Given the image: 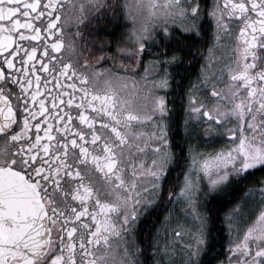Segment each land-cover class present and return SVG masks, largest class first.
<instances>
[{
  "label": "snow or ice",
  "instance_id": "obj_1",
  "mask_svg": "<svg viewBox=\"0 0 264 264\" xmlns=\"http://www.w3.org/2000/svg\"><path fill=\"white\" fill-rule=\"evenodd\" d=\"M125 7L121 0L79 5L87 14L72 38L87 50L84 67L89 57L102 64L139 56L143 63V55H155L151 87L159 93L169 88L184 35L198 40L211 32L216 43L231 45L219 75L209 72L191 85L182 142L170 140L180 124L164 96L141 111L89 87L91 78L63 55L67 14L60 0H0V264H143L138 221L165 200L192 217L179 264H211L219 256L217 264H264V179L249 189L258 193L251 226L207 261L212 245L199 212L202 192L264 173V0H164L151 29H133L138 48L129 52L120 47L128 42L123 34L110 39L123 27ZM140 128L151 130L145 136ZM228 139L208 154L199 147ZM175 168L186 169L179 183L170 179ZM113 234L126 238L115 252ZM175 251L154 247L156 264H178Z\"/></svg>",
  "mask_w": 264,
  "mask_h": 264
},
{
  "label": "flooded vegetation",
  "instance_id": "obj_2",
  "mask_svg": "<svg viewBox=\"0 0 264 264\" xmlns=\"http://www.w3.org/2000/svg\"><path fill=\"white\" fill-rule=\"evenodd\" d=\"M145 3L147 2H157L159 5L164 3V0H142ZM61 3L66 5V8L64 9L65 13L67 14V21L64 23V33H65V51L63 52V55L65 57H71L73 64L78 68L80 73L86 74L91 78V84L89 87H95L98 91L101 92V94L107 93L110 96H114L115 99L118 101L127 104L128 107L132 108L133 110H140V105L137 103L134 99V97H130L128 95H125L122 88L116 84V81L114 78H108L103 74L104 68L106 67H116L117 69H120L121 72H127L128 73H136L140 75H147L148 70L150 69L151 65H153V61H156L158 59L155 55H143L142 60L143 63H140L141 57L134 56L132 59H127L123 57L117 58L115 61L109 59L103 62L102 64H97L95 62V57H89V66L84 67L83 66V60L85 57H87L88 53L87 50L81 52L80 46L83 43L79 37H76V39L73 41L72 33L77 31V21L82 15H86L87 13H81L78 8L79 5L85 0H60ZM131 0H121L122 4H125L126 7L129 5ZM73 6H76L74 9ZM125 7V8H126ZM124 8V9H125ZM123 25V27L116 30V36L110 37L113 41L119 39L121 37V34L124 35V38L128 41L126 44H122L120 47L123 51L129 52L134 51L138 48V45L135 43V32L133 29H139V27L136 26V23H133V20L129 17H127L125 14L121 16V19L119 21ZM143 26L148 27L151 29L152 25L150 21H147L144 23ZM79 31L84 33L85 38L87 39L88 33L84 29H79ZM209 35H212L210 32ZM177 36L179 38L180 33H177ZM193 42V41H192ZM195 43L187 49H184V51H180L177 49V55L179 57L178 60V66L174 68H169L168 71L170 73V84L169 88L165 91H161L156 94V96H164L166 102L169 106V97L171 96L172 92L175 91L178 93V91H181V87L183 85L188 84L189 88L187 93L185 94L184 100H185V108L188 105V96L190 95L189 89L191 85H199V81L197 79L198 76L206 77L209 72H219L222 62L227 58L225 55V48H230L231 45L225 41L223 44L220 43H214L211 45L212 48L207 44L206 46L198 47L197 41H194ZM35 45H39V42H34ZM74 44V50L68 48L69 45ZM215 45V46H214ZM150 48V51L152 53H156L158 49L151 47V45L148 46ZM217 47L216 52H218V57L216 58L219 60L218 64L216 65L214 70L209 69L207 65H204V57L207 53V50H212L213 48ZM77 59H79V63L77 64ZM185 59H188L185 62ZM157 68L154 67V74L151 78L148 77V81H150L151 85L155 79ZM205 72L207 74H205ZM119 75V73H117ZM125 76V75H124ZM138 131L143 132L145 136H147V132L150 131V129L140 128ZM187 145V143H186ZM188 148V145H187ZM264 177V176H263ZM125 179L131 180V171L127 173L125 176ZM140 178L137 177L136 180L140 182ZM264 179V178H263ZM165 183V182H164ZM145 186V185H144ZM147 187V186H145ZM255 186H251L247 188L243 195L242 199L246 196L247 193H249L250 188H254ZM144 199L142 197V203L144 202ZM141 208V205H137V209L139 210ZM147 214V212L141 213L140 219ZM140 221V220H139ZM139 221L137 225V232L135 234V239L137 240V247L142 250V246L138 241V237L141 235V229L139 226ZM123 239L115 236V234L110 236L109 243L112 246V250L118 251L123 247ZM144 255H141L139 259L143 261ZM118 259V257H117Z\"/></svg>",
  "mask_w": 264,
  "mask_h": 264
},
{
  "label": "rangeland",
  "instance_id": "obj_3",
  "mask_svg": "<svg viewBox=\"0 0 264 264\" xmlns=\"http://www.w3.org/2000/svg\"><path fill=\"white\" fill-rule=\"evenodd\" d=\"M152 5H156L157 7L154 9ZM160 8L159 3L157 2H147L145 3L142 0H131L129 5L124 9V14L134 19L136 26L141 27L144 25L145 22L150 21L151 25L153 26V18L159 16ZM208 45L211 47L212 44L216 43L213 40V35L208 36ZM217 47L213 48L211 51L207 50V53L204 57V65L209 66L208 68L214 70L216 65L218 64L219 60L216 58L218 57V52H216ZM105 76L108 78H114L116 84H118L125 95L130 97H134L135 101L139 103L140 110L146 111L149 106L152 105V97L156 96L157 92L155 89L151 87L150 81H148V77L151 78L154 72V66L151 65L150 69L148 70L147 75L143 74H136V73H128L121 72L120 69L116 67H106L103 69ZM119 73V75L117 74ZM213 74L219 75V72H212ZM205 74H207L205 72ZM125 75V76H124ZM207 78V76L205 77ZM147 85V86H146ZM151 130V129H150ZM192 143H197L196 141H192ZM230 143V139L228 140H221V141H199V147L203 151L204 154H208L211 151L218 149L221 145ZM188 145V144H187ZM183 179V177H182ZM141 184L147 186V179H139ZM255 187V188H259ZM221 190H206L200 194V201L201 197L204 196L208 198ZM254 196L258 199L257 194H250L247 193L246 196L240 200L228 213L226 216V223L227 229L230 239H235L237 232L239 231L241 234L247 230V227L251 226L253 223L254 217L252 219L248 218L249 211L251 210V206L254 203ZM143 203H147L146 198L144 199ZM243 207V211H240V207ZM171 210V211H169ZM150 211V210H149ZM188 209L179 203H171L168 211L165 213L161 225H159L157 235L155 237V247H163L167 244L170 248L175 249L174 255L177 259L179 264L180 256H179V249L182 248L184 245L188 243V235H187V228L191 227V220L192 217L187 215ZM199 212L204 215L202 209H199ZM239 212V215H237ZM205 216V215H204ZM247 220V223L244 221ZM205 230L207 229V220L204 221ZM184 232L183 236L177 237L174 236V232ZM242 238V236H241ZM158 259L155 256V264L156 260ZM217 264V263H216Z\"/></svg>",
  "mask_w": 264,
  "mask_h": 264
},
{
  "label": "trees",
  "instance_id": "obj_4",
  "mask_svg": "<svg viewBox=\"0 0 264 264\" xmlns=\"http://www.w3.org/2000/svg\"><path fill=\"white\" fill-rule=\"evenodd\" d=\"M208 36H203L198 40H192L188 35L182 37L184 42V49L190 48L197 41L198 47H204L208 44ZM180 37V36H179ZM193 41V42H192ZM188 59H185V62ZM188 84L183 85L178 93L173 91L169 97V106L174 109L173 116L178 119L180 124L179 129L173 125V132H177L175 137H170V140H176L182 142L184 140V117L185 113L182 109L185 108V94L188 91ZM185 148V155H187V145L183 144ZM174 149L173 151H177ZM186 163V161H181V164ZM183 168H175L171 173L172 183H179L176 177L181 171H185ZM264 173L257 172L254 176L250 177L248 180L241 181L239 184L229 185L228 187L222 189L220 192L209 196L206 198L203 194L201 197L202 211L207 217V229L208 240L212 245V249L209 251V256L205 257L206 261L210 260L212 256L217 253L226 252V247L222 248V245H226V242L230 239L227 229L226 216L230 210L242 199L244 191L251 187H258L260 185L256 184V181L263 179ZM182 180V177L180 178ZM168 181H165V185H168ZM165 204L167 205L165 207ZM165 204H161L156 209H151L147 214H145L139 221V226L141 229V235L138 237V241L142 246L144 252V258L142 259L143 264H155V256L153 255V248L155 247V237L158 232L159 225L163 220L165 213L168 211L170 204L165 200ZM151 245V247H150ZM222 256L217 257V259L211 260V264H216Z\"/></svg>",
  "mask_w": 264,
  "mask_h": 264
}]
</instances>
